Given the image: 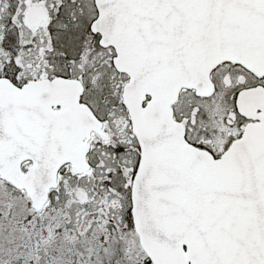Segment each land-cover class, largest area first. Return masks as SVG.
<instances>
[{"label":"snow or ice","instance_id":"snow-or-ice-1","mask_svg":"<svg viewBox=\"0 0 264 264\" xmlns=\"http://www.w3.org/2000/svg\"><path fill=\"white\" fill-rule=\"evenodd\" d=\"M0 264H264V0H0Z\"/></svg>","mask_w":264,"mask_h":264}]
</instances>
